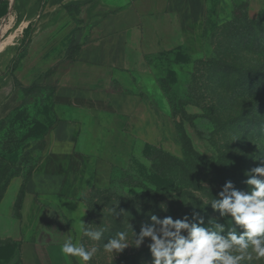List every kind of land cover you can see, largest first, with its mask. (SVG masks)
Returning <instances> with one entry per match:
<instances>
[{
    "label": "rangeland",
    "instance_id": "374dc122",
    "mask_svg": "<svg viewBox=\"0 0 264 264\" xmlns=\"http://www.w3.org/2000/svg\"><path fill=\"white\" fill-rule=\"evenodd\" d=\"M220 1L208 0L204 27L197 29L196 36L193 30L184 29L180 39L176 37L170 44L167 39L164 47L146 56L143 81L150 86L153 101L174 120L175 142L162 148L138 143L133 156L120 162L109 181L84 197L83 219L52 208L35 236L28 239V224L21 213L25 184L46 155L56 121L55 88L47 82L62 56L51 60L57 54L51 53L53 43L73 25L75 41L69 58L89 25H82L81 6L50 14L51 0H0V44L12 37L15 43L6 70L13 76L15 89L0 108V211L21 222L24 233L21 240L0 243V264H78L77 258L66 259L61 252L68 238L98 248L90 264H114L147 247L148 241L116 256L103 250L110 236L126 231L130 206L141 203L149 187L163 194L190 190L193 197L186 199L188 213L193 212L194 195L210 203L229 180L238 189L248 190L245 172L264 162V128L259 127L264 111L256 74L264 61V10L255 18L257 14L249 12L250 0H224L225 9L218 11ZM100 3L109 4L94 0L90 5ZM261 3L264 7V0ZM26 81L34 85L25 90L21 85ZM18 109L24 113L12 123ZM189 146L196 154L188 151ZM149 174L160 181H150ZM113 208L125 213L117 217ZM208 214L219 216L212 208ZM123 219L125 227L116 226ZM81 220L93 228L107 229L101 241L82 236ZM250 264H264V258L253 257Z\"/></svg>",
    "mask_w": 264,
    "mask_h": 264
},
{
    "label": "crops",
    "instance_id": "0c3cea01",
    "mask_svg": "<svg viewBox=\"0 0 264 264\" xmlns=\"http://www.w3.org/2000/svg\"><path fill=\"white\" fill-rule=\"evenodd\" d=\"M92 1L51 0L48 5L50 14L81 6L82 25L89 27L69 58L73 25L53 43L51 53L57 54L51 60L62 56L47 82L55 88L56 121L46 155L25 184L21 213L28 239L52 208L83 219L84 197L103 187L138 143L162 148L177 139L174 120L153 101L143 81L146 56L164 47L167 39L169 44L180 39L184 29L196 36L204 27L208 0H106L108 6H91ZM249 5L255 18L264 10L261 0ZM224 9L221 0L218 11ZM13 45V37L0 44V108L15 89L13 76L6 73ZM29 81L21 86H33ZM20 227L21 222L0 211V243L21 240Z\"/></svg>",
    "mask_w": 264,
    "mask_h": 264
},
{
    "label": "clouds",
    "instance_id": "9594fccd",
    "mask_svg": "<svg viewBox=\"0 0 264 264\" xmlns=\"http://www.w3.org/2000/svg\"><path fill=\"white\" fill-rule=\"evenodd\" d=\"M245 176L247 191L229 180L210 203L205 201L219 214L208 218L207 223L195 209L191 216L177 219L149 213L150 222L142 223L139 233L129 224L132 238L128 231H119L103 245L104 252L116 256L130 246L139 249L148 241L151 264H250L253 257L264 258V162L246 171ZM112 211L117 217L125 213L117 208ZM226 217H231L233 227L219 222ZM89 225L80 221L82 236L101 241L107 229ZM61 252L66 259L77 258L78 264H90L98 248L68 238Z\"/></svg>",
    "mask_w": 264,
    "mask_h": 264
},
{
    "label": "trees",
    "instance_id": "16d2710c",
    "mask_svg": "<svg viewBox=\"0 0 264 264\" xmlns=\"http://www.w3.org/2000/svg\"><path fill=\"white\" fill-rule=\"evenodd\" d=\"M73 8L80 9V6L70 5L66 7L68 11L72 10ZM72 46L73 44L69 47V52L72 51ZM262 52L264 53V44L262 46ZM256 74L258 75V80L260 84V86L258 87V90H259V95H261L262 97L261 102H262L263 111H264V61L259 64V68L256 70ZM31 87L32 86L22 87V89L26 90V89H30ZM23 113H24V109H18L13 115V117L11 118V122L15 123L16 120L20 118ZM260 126L264 128V119H262V122L259 125V127ZM188 151L191 154H196L191 146L188 147ZM148 177L150 181H156V180L160 181V178L157 179L153 174H149ZM143 196L144 197L142 198L141 203L138 202L130 206V215H129L130 218L127 217L128 218L127 220L123 219L121 221H116V226L118 227L121 226L122 228H124L125 227L124 220H126L128 223L132 225V228L135 232H139L142 223L150 222L149 213L155 214L160 218H164L165 216H171L173 219L182 218L186 214L191 216L192 214V213H188L186 210L189 207L188 205H186L187 204L186 199L188 197H193L190 190H183L180 192L163 194V193L154 192V188L149 187L147 194ZM194 196H195V199H194L195 201L193 200V202L195 203L194 209L200 212L202 216H204L205 222L207 223L208 218L211 217L208 214L209 210L211 209V205L207 206V204L203 202L201 199H199L198 196L196 195ZM181 200L183 201V203L181 202ZM162 207L167 209V211H165L164 208ZM141 209L143 210L141 214L142 217L139 218L137 217V213ZM219 222L224 223L226 228H231L234 226L231 217H228V218L226 217L224 218V220L220 219ZM126 228H125L126 231L128 232L132 231L131 228L129 227V224L128 226H126ZM106 237H109V236H106ZM110 237L112 238L113 235ZM139 260L141 262H139ZM151 260H152L151 253L148 247H146L145 249L141 251H138V252L134 251L130 255L123 256L122 258L117 260L114 264H151Z\"/></svg>",
    "mask_w": 264,
    "mask_h": 264
}]
</instances>
